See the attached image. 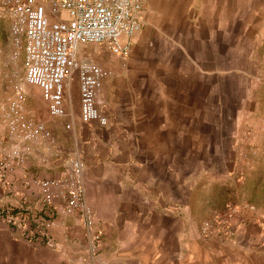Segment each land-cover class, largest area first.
<instances>
[{"label":"crops","instance_id":"crops-1","mask_svg":"<svg viewBox=\"0 0 264 264\" xmlns=\"http://www.w3.org/2000/svg\"><path fill=\"white\" fill-rule=\"evenodd\" d=\"M175 1L182 0H143V26L133 40L146 43L157 20L164 19L174 34L171 48L184 49L183 34L201 31L205 10L220 7L216 0H184L186 10L180 14L173 12ZM85 47L79 56L90 59ZM185 77L176 76L172 94L160 76H108L104 80L99 107L109 117V136L120 142L118 151L96 147L108 134L70 132L60 120L45 122L63 148L54 150L51 163L44 165L40 156L47 152L40 145L30 157L28 170L54 176L74 153L75 142L88 141L92 148L84 152L86 197L96 211L102 241L98 251L92 252L86 232L71 216H55L49 232H42L35 242L20 240L12 228L2 225L0 264H264V213L261 223L244 225L235 239L223 243L200 239L201 224L231 198L250 201L264 212V199L257 197L264 193V180L254 168L241 181L233 169L225 171L207 163L198 166L199 176L191 179L198 155L192 138L205 136L192 132ZM134 78L138 81L136 101L124 107L116 104L114 93L119 98L130 95ZM94 124L80 120L77 125ZM129 141H135L134 145L125 143Z\"/></svg>","mask_w":264,"mask_h":264},{"label":"rangeland","instance_id":"rangeland-1","mask_svg":"<svg viewBox=\"0 0 264 264\" xmlns=\"http://www.w3.org/2000/svg\"><path fill=\"white\" fill-rule=\"evenodd\" d=\"M218 1L219 9H207L203 13L204 28L201 31L183 34L184 49L171 48L174 34L170 33L163 19L157 20L160 22L155 24L156 27L153 26L152 33L145 39L146 43L138 44L131 38L130 55L126 60L99 45H87L84 53L105 67L110 72L108 76H160L165 82V89H169L171 94L176 76H187L184 78L188 82L185 99L190 102L191 129L205 136L192 138V147L198 154L191 169L193 181L201 172L198 166L204 163L218 164L225 171L233 169L241 181H245L247 173L254 168L256 173L263 174L259 178L264 180V0H216L215 3ZM186 3L184 0L173 2V12L182 14L186 10ZM3 21L6 20L0 19V228L2 225L10 227L20 240L35 242L42 232H49L56 222L55 216H71L75 219V225L86 232L90 250L97 252L102 241V229L87 197L86 203L94 214L92 231L83 223L81 212L63 214L59 210L63 205L60 199L56 198L52 205L45 204L39 187L40 180L60 177L73 160L83 161L86 169L84 152L90 153L92 146L86 140L75 142L77 147L74 153L66 158L62 170L54 176L30 173L28 163L37 147L42 144L46 147L47 156L41 155L40 161L47 165L51 163L54 150L63 148V143L58 138L56 144L45 139L25 141L13 134L10 131V104L17 91L22 90L25 94V118L46 126V121L60 120L70 132L88 134L97 131L108 134L106 140L96 143L99 150L111 148L118 151L120 142L112 140L107 127L77 125L80 121L77 76L72 82L69 96V115L65 118L49 115L39 88L25 80L23 52L16 55L9 24H3ZM133 85L127 97L119 98L114 93L116 104L124 107L136 101V79ZM67 124L71 128H67ZM134 142L125 143L134 145ZM28 147L30 149L25 154V163L21 166L15 164L16 153H25ZM227 193L236 195L237 190L227 189ZM3 197L8 200H3ZM257 197L264 199V193ZM230 203L240 209L234 224V235H203L206 224L220 216ZM263 213L259 206L250 201L231 198L201 224L200 239L206 243H223L235 239L244 225L261 223L260 216ZM93 231L100 235L98 242H94Z\"/></svg>","mask_w":264,"mask_h":264},{"label":"built area","instance_id":"built-area-1","mask_svg":"<svg viewBox=\"0 0 264 264\" xmlns=\"http://www.w3.org/2000/svg\"><path fill=\"white\" fill-rule=\"evenodd\" d=\"M0 19L9 22L16 55L24 52L25 80L39 88L51 117L69 115V96L77 76L81 122L108 126L109 117L100 109L98 95L110 72L91 59L80 58V49L90 44L104 46L126 60L131 38L143 26V0H0ZM24 99V92L18 90L10 104V131L25 141L45 139L56 144L57 137L44 123L25 118ZM29 149L16 153L15 164L25 163ZM84 169L83 161L73 160L60 177L40 180L39 187L45 204L60 199L59 210L66 215L81 212L83 223L92 231L94 214L86 203ZM239 214L238 206L227 204L220 216L206 224L203 235L233 236ZM92 237L98 242L100 235L93 231Z\"/></svg>","mask_w":264,"mask_h":264}]
</instances>
